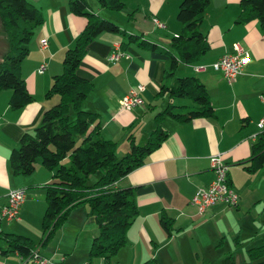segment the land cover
<instances>
[{
  "label": "crops",
  "instance_id": "obj_1",
  "mask_svg": "<svg viewBox=\"0 0 264 264\" xmlns=\"http://www.w3.org/2000/svg\"><path fill=\"white\" fill-rule=\"evenodd\" d=\"M27 1L38 8L44 21L30 38L28 56L20 62V74L27 92L33 96L32 101L13 110L8 104L11 92L7 89L0 92V210L7 203L10 190H23L25 200L18 221L4 223L0 219V230L31 240L40 238L37 244L33 243L38 246L35 252L48 264H103L101 259L87 257L90 241L98 231L94 226L83 236V226L88 223L90 213L84 209L86 205L72 211L80 220L65 223L78 228L74 245L62 247L59 242L54 251L41 252L46 247L39 245L41 217L45 211L43 189L49 184L52 172L40 163H35V171L30 176H13L8 168L10 151L19 147L23 134L34 132L40 125L42 113L56 104L58 97L47 98L46 90L52 84V77L62 72L64 51L74 46L85 26L83 18L69 12V0ZM86 1L92 12L110 19L125 33L143 36L166 51H171V38L182 30V25L176 21L179 0H125L126 6L119 12L101 9L97 0ZM239 2H208L200 32L207 39L209 51L193 65L178 62L171 79L167 78L171 63L168 55L137 48L134 43L120 46L124 41L122 36L101 34L85 48L77 74L92 82L93 91L85 97L81 108L99 115L102 137L115 141L117 158L127 153L128 137L140 145L147 141V135L154 129V116L170 100L168 94L159 95V85L164 79L167 83L186 76L200 79L214 110L213 118L209 119L183 124L170 118L162 120L169 132L168 139L144 160L143 166L127 173L116 184L117 188L134 190L133 201L138 212L128 227L126 245L116 252L110 264H142L149 260H156L157 264H225L230 254L235 256V264L238 261L248 264L245 249L264 241V167L250 174L240 165L251 156L253 136L259 135L258 122L264 117V105L260 101L264 93V35L256 22L236 23ZM154 19L162 22L164 28H156ZM4 40L3 33L0 39L3 47ZM43 40L47 41V46L42 48ZM236 43L247 52L249 59L236 80L228 83L211 64L224 53L234 54ZM115 48L124 51L127 59L122 57L111 62L109 58ZM42 64L46 69L39 73ZM201 65L205 67L203 72L194 70ZM137 85L145 88L140 95L143 106L120 110L119 100ZM172 103L175 104V100ZM178 106L190 104L181 100ZM215 154L229 166L227 184L238 194L239 200L236 207L218 204L199 214L190 198L213 181L209 158ZM162 214L173 221L171 236L159 226ZM78 240L82 244L79 253ZM9 255L13 256L10 262L8 255L0 254V264L20 263L15 253ZM242 255L245 260L239 257Z\"/></svg>",
  "mask_w": 264,
  "mask_h": 264
},
{
  "label": "trees",
  "instance_id": "obj_2",
  "mask_svg": "<svg viewBox=\"0 0 264 264\" xmlns=\"http://www.w3.org/2000/svg\"><path fill=\"white\" fill-rule=\"evenodd\" d=\"M101 9L119 12L125 0H97ZM176 21L182 25L177 37L171 38V51L158 48L143 36L127 34L110 19H103L92 12L86 0H69L68 10L73 16L85 22L74 46L64 52L61 61L62 72L53 76L52 84L45 96H57V102L41 115L40 125L32 134H23L19 147L10 151L8 168L13 176H30L35 171V163L52 172L49 184L44 186L45 211L41 217L40 246H45L63 225L67 215L76 205L89 207V215L96 224L97 236L90 241L87 257L101 259L110 264L116 252L125 245L129 225L137 217L134 190L129 187L117 188L116 184L126 174L143 166L144 160L168 139V131L162 120L172 119L179 124L195 119L213 118L208 91L196 77L176 78L171 83L161 81L159 95L168 94L169 103L154 116V129L147 135V141L136 144L128 137V151L117 158L115 141L102 137L99 115L82 110L85 97L93 91L92 82L78 76V68L84 58L85 48L101 34L122 36L120 46L133 44L137 48L152 52L162 51L168 55L171 79L178 62L193 65L209 51L207 39L200 32L203 16L210 0H179ZM240 14L236 23L246 25L256 22L264 35V0H240ZM132 18V15H129ZM44 21L42 14L27 0H0V27L8 43L0 60V92L9 90L8 104L13 110L25 107L33 99L26 90L21 76L22 62L28 56L30 38ZM177 97L191 100L194 106H178L172 101ZM73 112L71 118L70 113ZM252 154L248 161H241L246 173L253 174L264 167V134L251 145ZM68 161L67 163H64ZM97 175V180L89 183V177ZM172 219L168 215L160 217V228L166 235L173 232ZM27 236L5 233L0 230V254L15 253L19 258L30 257L37 248ZM248 264H264V241L255 247L245 249ZM235 256L230 254L225 264H235ZM156 260L142 264H157ZM66 264V263H65Z\"/></svg>",
  "mask_w": 264,
  "mask_h": 264
},
{
  "label": "built area",
  "instance_id": "obj_3",
  "mask_svg": "<svg viewBox=\"0 0 264 264\" xmlns=\"http://www.w3.org/2000/svg\"><path fill=\"white\" fill-rule=\"evenodd\" d=\"M156 28H164L162 22L153 20L152 21ZM47 41L41 42V47H46ZM234 54L224 53L219 59L211 64V68L222 73L223 77L228 83L236 80L237 76L242 73V67L248 62V55L245 50L236 43L233 46ZM122 57L127 59V55L121 49L115 48L113 53L110 55L109 60L113 63L119 61ZM46 69V65H41L38 69L39 73H43ZM195 71H204V66H198L194 68ZM135 90L130 91L127 95L125 94L119 100L120 110L130 111L135 109L137 106H143V100L140 95L145 91V88L141 85H137ZM260 101L264 105V93L260 96ZM258 134L253 136V140H257L261 134H264V117L259 119L258 122ZM218 154L209 158L211 171L214 174V179L207 187L198 189L193 196L190 198V202L196 207L199 214H204L206 209H210L218 204L226 207H236L238 203V194L234 192L231 186H228L227 170L229 166L225 164ZM25 195L23 190H10L7 193V203L0 210V219L6 222L18 221L20 214L21 205L24 203ZM19 264H48V262L38 256L37 252H34L30 257L25 259L19 258ZM103 264L106 262L103 261Z\"/></svg>",
  "mask_w": 264,
  "mask_h": 264
},
{
  "label": "rangeland",
  "instance_id": "obj_4",
  "mask_svg": "<svg viewBox=\"0 0 264 264\" xmlns=\"http://www.w3.org/2000/svg\"><path fill=\"white\" fill-rule=\"evenodd\" d=\"M101 18H103V17H101ZM103 19H105V18H103ZM106 19H108V18H106ZM114 24H116V23H114ZM2 36H3V30L0 27V39H2ZM4 42H6V45H4V47H3L2 46V42L0 41V56L3 55V53L6 50V48L8 47L7 41L4 40ZM0 59H1V57H0ZM174 100H175V104L176 105L180 104L181 99H178L177 97H175ZM184 101L186 103H189L190 106H194L193 103L191 102V100H188L187 99V100H184ZM70 116H71V118L73 117V112L70 113ZM67 162L68 161H65L64 163H67ZM37 163H41V161L40 160H37ZM96 178H97V175L90 176L89 177V183L91 184L92 182H94L95 180H97ZM77 206L78 205H76L75 208ZM83 207H84V209L87 210V213H88L89 207L88 206H83ZM75 208H73L70 211V213L67 215L65 222L63 223V225L61 227H59L57 229L56 234L52 237L51 241H49V243L47 245H45L46 246L45 248H42L41 249V252L42 253H45V252H47V250L49 251L50 249H53V251H54L59 246V242H61L62 247H64V246L71 247V246L74 245L73 243H74V240H75V235L78 232V228L75 229L76 226L73 225V224L71 226H67L65 223H67V222H74L76 220L77 221L80 220L77 216H75V213L76 212H72ZM87 221H88V223L85 226H83V231H84V235L83 236H85L89 232V229L91 227L96 226L93 218H91V215H89V219ZM2 222L5 223V221H2ZM39 239L40 238H38L37 240H33L32 239L33 240L32 242L35 243V244H37V242H38ZM78 244H79V248L77 249V252L79 253L80 250H81V248H82L81 241L78 240ZM42 253H41V255H43ZM12 257L13 256H11V255H8L7 256L9 262H10V258H12ZM239 257L245 260L244 255L239 256ZM58 259H59V257H58ZM13 260L14 261L16 260L15 257L13 258ZM238 264H240L239 261H238Z\"/></svg>",
  "mask_w": 264,
  "mask_h": 264
}]
</instances>
